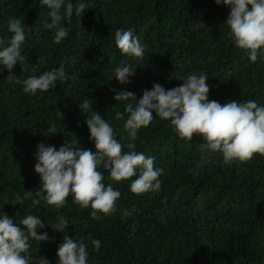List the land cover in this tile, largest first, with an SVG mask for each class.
Segmentation results:
<instances>
[{
  "label": "trees",
  "instance_id": "1",
  "mask_svg": "<svg viewBox=\"0 0 264 264\" xmlns=\"http://www.w3.org/2000/svg\"><path fill=\"white\" fill-rule=\"evenodd\" d=\"M85 2L90 8L80 19L73 16L70 24L64 22L70 34L57 45L54 32L43 27L51 20L40 0H0V37L11 36L9 17L21 19L27 27L23 51L36 68L24 74L18 62L13 74L20 83L11 85L6 79L10 73L0 72V212L14 223L28 214L45 222L40 232L46 231L51 239L40 246L30 240L29 251L45 256L50 264H57L64 235L84 238L88 264H264V156L224 165L199 134L182 140L170 120L155 113L133 141L123 128L127 114L115 119L126 102L113 98L115 89L131 91L140 99L154 83L171 89L195 72L209 77V100L221 105L256 100L264 105V56L253 63L235 46L224 24L230 9L215 0ZM118 29L132 30L147 46L143 59L121 55L115 43ZM125 60L137 69L127 86L113 75ZM62 63L74 79L36 96L23 92L22 81L29 75L39 76ZM84 99L90 105L87 116L95 110L111 124L124 146L122 154L143 152L154 157V167L164 170L161 189L141 195L130 191L136 177L120 182L105 177V185L112 183L121 197L117 212L102 220L92 219L91 207L81 208L71 197L60 209L43 201L30 206L42 187L34 171L40 142L59 150L66 140L78 139L82 148L96 151L80 108ZM50 125L57 133L45 135ZM130 143L134 149L127 148ZM26 195L23 205H14L17 196ZM123 209L133 214L123 217ZM60 216L71 222L64 233L53 230ZM89 234L101 241L99 251L87 239Z\"/></svg>",
  "mask_w": 264,
  "mask_h": 264
},
{
  "label": "clouds",
  "instance_id": "2",
  "mask_svg": "<svg viewBox=\"0 0 264 264\" xmlns=\"http://www.w3.org/2000/svg\"><path fill=\"white\" fill-rule=\"evenodd\" d=\"M215 3L230 9L224 24L229 27L235 46L245 50L253 63L264 56V0H215ZM40 7L47 9L51 22L46 20L43 27L54 32V43L57 45L70 34L64 22L70 24L73 16L80 19L90 8L85 0H40ZM26 28L21 19L9 17L7 30L11 36L8 39L0 37V72L6 69L10 73L6 78L10 85L20 83L13 74L18 62L24 74L36 70L22 47L27 38ZM115 43L121 55L143 59L147 46L132 30H116ZM41 62L43 58L39 57ZM136 70L125 60L114 69L113 75L119 84L127 86L133 82L131 78L135 77ZM74 78V75L66 73L62 63L39 76L29 75L22 81L23 92L36 96L38 92L55 89L58 82L62 84ZM180 80L183 84L171 89L154 83L151 90L143 91L140 99L131 91L113 89V98L126 102L124 112H117L115 119L123 120L127 114L123 128L131 140L137 139L142 127L152 123L155 113L162 120H170L182 140L190 141L194 134H199L211 152L220 154L224 165L243 164L255 154L264 156V105L256 100H233L223 105L209 100V77L203 73L193 72ZM130 100L134 103L128 102ZM80 108L84 114L90 109L88 99L83 100ZM85 123L95 152L82 148L78 139L66 140L59 150L44 142L36 146L34 171L40 176L42 187L36 192L38 198L33 199L30 206L40 205L43 201L60 209L71 197V202L81 208L91 207L92 219L102 220L104 216L117 212V201L121 197V192L112 183L105 185V177L112 182L136 177L130 183V191L136 195L161 189L159 177L164 170L154 167V157L136 151L122 154L124 146L113 127L95 110L90 116L86 115ZM55 133V126L50 125L45 135ZM127 148L134 149L135 145L130 143ZM101 166L109 173L107 176L101 171ZM26 198L27 195L17 196L14 205H23ZM121 214L129 217L133 213L123 209ZM57 219L53 230L64 233L71 222L63 216ZM44 228L45 222L37 215L28 214L14 223L7 213L0 212V264H50L45 256H33L29 251L30 240H35L40 246V242L46 243L51 239L46 231L40 232ZM87 239L96 251L100 250L99 239L92 238L91 234ZM87 247L83 237L75 239L64 235L63 242L58 246L57 264H88Z\"/></svg>",
  "mask_w": 264,
  "mask_h": 264
}]
</instances>
